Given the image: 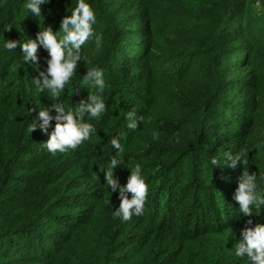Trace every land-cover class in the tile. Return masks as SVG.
I'll list each match as a JSON object with an SVG mask.
<instances>
[{"label":"trees","instance_id":"1","mask_svg":"<svg viewBox=\"0 0 264 264\" xmlns=\"http://www.w3.org/2000/svg\"><path fill=\"white\" fill-rule=\"evenodd\" d=\"M28 2L0 1V259L17 251L0 264H250L235 244L245 227L264 225V205L246 217L234 195L247 170L264 198V0L178 1L187 51L168 59L152 53L146 22L136 30L137 18H129L117 35L94 24L59 97L33 81L50 60L42 45L24 63L19 44L12 51L4 44L35 40L49 27L63 38L61 20L78 0H49L39 17ZM85 3L106 7L105 0ZM92 68L106 83L104 112L83 118L96 131L53 155L44 143L56 121L46 132L29 128L39 109L59 103L74 111L96 92L94 79H83ZM130 111L144 118L135 131L127 127ZM241 149L247 168L229 167L224 153ZM114 156L123 160L113 169L119 187L136 165L148 185L143 215L126 222L113 214L119 192L104 180Z\"/></svg>","mask_w":264,"mask_h":264},{"label":"clouds","instance_id":"2","mask_svg":"<svg viewBox=\"0 0 264 264\" xmlns=\"http://www.w3.org/2000/svg\"><path fill=\"white\" fill-rule=\"evenodd\" d=\"M49 0H29L25 8L39 17L41 16L40 5L48 3ZM96 21V16L91 6L85 3V0H78L77 6L70 16H65L60 23V30L65 33L63 38H57L51 28H45L37 33L36 39L27 38L26 42L6 40L4 47L8 51L15 50L19 44L21 52L24 54V63L36 60L38 47L42 45L47 50L50 60L47 62V71L40 72L39 78L33 81L41 92L48 90L52 96L59 97L64 90L66 83L70 81L76 72L77 61L81 60V46L84 45L93 35L92 25ZM101 38L97 36L96 45L99 47ZM84 82L94 79L96 92L89 94L86 100H81L75 110L66 111L62 104H52L50 107L39 109L35 122L29 128L30 132L37 128L41 132H46L49 122L55 120V129L49 136L44 147L53 155L64 153L68 150H75L84 141L90 138V134L95 132L94 127L83 122L85 114L95 118L105 110V103L102 93L105 90L106 83L102 72L92 68L87 71L83 77ZM55 111L53 117L49 113ZM36 111L35 108L29 109V112ZM127 119L130 121L127 125L129 129L135 131L138 125L144 120L143 117H137L135 111L127 113ZM158 133L153 132V138H157ZM113 148L118 150V154L123 152V148L117 138L111 140ZM228 166L235 169L238 165L247 168V161L242 159L245 150L235 155L225 152ZM123 163L115 156L110 161L109 169L104 173V180L111 192H119V208L113 212L116 217L123 221H130L133 216L143 215V208L148 196V185L141 175L140 165L130 171V177L124 187H119L113 179V169L117 164ZM212 165H218V161L213 158ZM131 198H128V194ZM234 200L239 205V212L243 216H252V206L259 208L264 205V198H261L257 192L256 174H249L247 170L242 171L238 178V187L235 191ZM247 225L252 224V220L246 221ZM242 239L235 244V255L244 257L250 261V264H264V225L257 224L254 228L245 227L240 233Z\"/></svg>","mask_w":264,"mask_h":264},{"label":"rangeland","instance_id":"3","mask_svg":"<svg viewBox=\"0 0 264 264\" xmlns=\"http://www.w3.org/2000/svg\"><path fill=\"white\" fill-rule=\"evenodd\" d=\"M178 1L181 6L185 4V0H105L106 7L100 4L93 10L96 16L94 24L105 25L104 33L117 35V26H123L129 18H137L131 26L136 30L146 22L153 29L152 53L168 59L171 55L187 51L186 48L182 49L184 45L180 40V19L176 15ZM109 7L111 9H107ZM15 252L13 249L7 251L0 261L12 259ZM23 252L21 250L19 253Z\"/></svg>","mask_w":264,"mask_h":264}]
</instances>
